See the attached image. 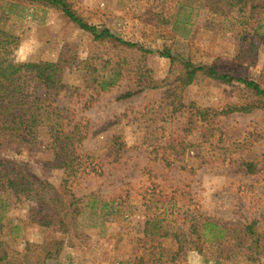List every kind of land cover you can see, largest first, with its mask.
I'll use <instances>...</instances> for the list:
<instances>
[{
	"label": "rangeland",
	"instance_id": "obj_1",
	"mask_svg": "<svg viewBox=\"0 0 264 264\" xmlns=\"http://www.w3.org/2000/svg\"><path fill=\"white\" fill-rule=\"evenodd\" d=\"M68 2L88 24L154 53L96 42L60 10L0 0L1 26L14 36L6 57L60 63L65 87L51 101L67 129L82 132L88 166L72 178L54 168L46 130L32 145L0 146L9 178L47 182L81 208L65 230L42 226L36 200L0 180V264H264V98L237 82L264 89V10L247 13L259 0L233 8L221 0ZM164 48L204 72L182 86L179 63L157 53ZM114 73L102 91L98 84ZM254 104L249 113L220 114Z\"/></svg>",
	"mask_w": 264,
	"mask_h": 264
},
{
	"label": "trees",
	"instance_id": "obj_2",
	"mask_svg": "<svg viewBox=\"0 0 264 264\" xmlns=\"http://www.w3.org/2000/svg\"><path fill=\"white\" fill-rule=\"evenodd\" d=\"M19 1L60 10L80 30L89 33L96 42L106 41L127 50L135 49L141 53H154L136 43L124 41L108 29L99 30L96 26L88 24L72 10L68 0ZM221 1L231 8L236 5L246 6V0ZM223 3L219 2L218 6L220 7ZM218 8H216L217 11H220ZM252 8L264 10V0H259V4L251 7L247 12L249 15L252 14ZM240 11L244 12L243 9ZM4 15L5 12L0 13V146L5 142L32 145L39 132L46 130L53 149V167L62 169L67 178L77 177L80 172L85 173L88 167L79 151L83 139L82 132L79 131L77 124L72 126L71 129H67L69 127L68 117L64 116L63 112L55 107L53 101H51V97L65 87L61 84V65L59 63L52 67L36 64L24 66L9 60L6 57V49L14 41V36L3 30L1 26L2 21L5 20ZM258 21L255 24L253 23L250 28L256 34L260 28ZM248 23V20L243 22L245 25H250ZM240 24L242 25L241 22ZM157 53L168 59L171 64L179 63L181 75L179 81L182 86L191 85L197 74L203 73L205 70L201 66L194 65L188 58H182L179 54L175 55L167 48ZM208 73L221 82L229 83L232 81V78L228 75H219L213 68H209ZM117 74H112L110 78H103L98 87L104 91L113 86ZM92 81L94 83L96 79L94 78ZM31 82L38 87L37 93L30 92ZM237 82L241 83L254 96L264 98V89L256 82L241 79ZM132 95L133 93L127 92L121 97L129 98ZM258 107V104H254L239 108H228L221 111L220 114L249 113ZM4 164L0 161V168H4ZM245 167L247 173L252 174L255 172L252 163L245 164ZM6 174V170L0 171V180L5 183L6 188L15 194L28 195L36 200L37 207L45 213L39 222L42 226L50 227L55 223V227L65 230L68 224H71L80 214L81 208L78 207V201L73 195L62 198L50 191L52 188L47 182L36 180L23 173H17L11 178ZM62 199H65V202ZM246 233L249 237L255 235L253 225L246 227Z\"/></svg>",
	"mask_w": 264,
	"mask_h": 264
}]
</instances>
